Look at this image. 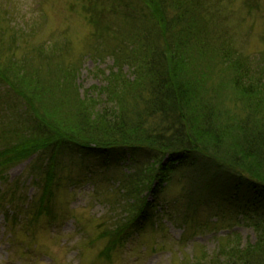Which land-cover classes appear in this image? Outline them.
I'll return each mask as SVG.
<instances>
[{"label":"trees","instance_id":"obj_1","mask_svg":"<svg viewBox=\"0 0 264 264\" xmlns=\"http://www.w3.org/2000/svg\"><path fill=\"white\" fill-rule=\"evenodd\" d=\"M203 1L140 0L126 5V0H119L126 5L123 14L134 20L130 31L126 23L117 29L124 38L122 47L131 51L124 65L134 76L131 83L120 75L107 76V84L93 95L75 88L77 72L72 66L48 83L39 74L43 64L33 68L27 57L8 60L0 72V178L14 165L30 161L29 172L36 182L43 179V202L48 204L54 178L65 167L88 160L128 163L133 173L122 181V196L132 203L125 204L133 216L118 229L133 238L155 224L148 220L156 206L140 200L141 192L134 187L141 165L154 164L144 182L147 189L155 185L151 193L155 191L157 200L160 183L173 175L191 183L183 202L174 201L167 212L183 218L201 206L205 191L198 192L199 181L210 175L205 193L223 199V213L236 209L263 239L242 246L230 232V245L218 254L224 258L222 264H264V84H258L260 69L253 73L220 38L217 41L213 29L209 31ZM116 7L115 13L121 9ZM93 8V20L102 25L106 12ZM156 27L164 28L163 44L153 33ZM191 51L198 56H191ZM113 56L117 67L120 55L115 51ZM214 66L222 78L208 84ZM228 94L240 108L239 115L224 107ZM191 169L198 178L188 175ZM91 170L85 172L95 176ZM221 185L223 191L218 189ZM16 194L10 193L7 201L10 208L17 206L12 208L17 214ZM43 210L50 213L48 205Z\"/></svg>","mask_w":264,"mask_h":264},{"label":"rangeland","instance_id":"obj_2","mask_svg":"<svg viewBox=\"0 0 264 264\" xmlns=\"http://www.w3.org/2000/svg\"><path fill=\"white\" fill-rule=\"evenodd\" d=\"M126 1V5L140 2ZM203 2V8L208 10L204 17L209 31L213 29L217 41L220 38L253 73L260 69L258 84H264V68L261 69L264 0ZM118 5L121 9L115 13ZM126 5L119 0H0V35L3 38L0 40V72L8 65V60L27 57L34 62L33 68L43 64L39 74L48 83L69 66L76 68L74 86L81 94L93 95L96 88L107 84L109 77L117 79L118 75L131 83L134 72L124 65L131 51L122 47L124 38L121 39L117 31L125 23L131 30L129 24L134 20L129 17L132 15L123 14ZM93 7L106 12L102 25L93 20ZM160 28L156 27L153 33L160 36L163 44L160 34L164 28ZM119 48H123V52ZM115 51L120 55L117 67ZM192 55L198 56L196 51H191ZM199 62L203 68L210 69L206 62ZM221 78L219 68L214 66L207 81L217 84ZM229 97L230 94L225 95L224 107L239 115L240 108ZM29 167L30 161L16 164L6 170L3 180L0 178V264H203L202 261L209 264L208 260H218L222 264L224 258L218 254L230 245L227 242L230 232L238 237L242 246H252L263 240L236 209L231 214L223 213L219 208L225 207L223 199L205 193L208 189L206 179L209 180L210 175L205 174L199 181L198 192L205 191L199 202L201 206L196 207V213L187 212L189 216L183 218L167 212H171L168 208L174 201L183 202L191 183L180 175H173L160 183L156 190L157 200L155 191L151 193L155 185L149 184L147 189L144 182L154 164L141 165L134 187L141 192L137 196L140 200L145 198L156 206L151 211L152 219L148 220L155 224L145 227L132 239L118 229L133 216L125 204L129 203L128 199L122 196V181L133 173L128 163L116 165L113 161L88 160L65 167L60 170V179L54 178L55 186L48 192V204L43 202L47 200L42 190L43 179L36 182ZM88 167L95 176L87 175ZM187 173L198 178L194 169ZM218 189L223 191L222 185ZM14 192L20 205L17 214L12 209L17 210V206L10 208L7 201ZM39 204L41 209L37 210ZM46 205L50 213L41 211ZM259 222L257 219L256 225Z\"/></svg>","mask_w":264,"mask_h":264}]
</instances>
